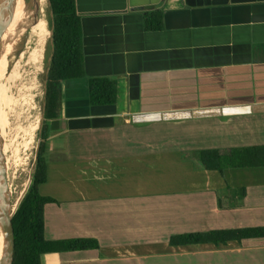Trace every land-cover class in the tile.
<instances>
[{
    "label": "crops",
    "instance_id": "1",
    "mask_svg": "<svg viewBox=\"0 0 264 264\" xmlns=\"http://www.w3.org/2000/svg\"><path fill=\"white\" fill-rule=\"evenodd\" d=\"M76 9L85 75L62 82L60 114L45 125L40 188L54 200L45 238L100 248L42 264H264V238L169 244L264 227V167L222 176L198 159L264 146V0H76ZM156 10L164 29L146 31L144 14ZM91 78L116 81L114 104H91Z\"/></svg>",
    "mask_w": 264,
    "mask_h": 264
},
{
    "label": "trees",
    "instance_id": "2",
    "mask_svg": "<svg viewBox=\"0 0 264 264\" xmlns=\"http://www.w3.org/2000/svg\"><path fill=\"white\" fill-rule=\"evenodd\" d=\"M15 9L28 16L32 0H14ZM54 11L55 53L50 67L45 119L42 129L38 159L35 163L32 181L13 217L15 253L13 264H42V257L50 253H64L85 250H98L96 239L77 238L49 241L45 238V206L54 200L40 194V186L47 182L48 172L43 157L48 120L58 118L61 110L62 82L84 77L82 54L81 20L76 9V0H50ZM36 12L28 19L31 21ZM146 31L156 32L164 29V15L161 10L144 14ZM89 98L92 105H111L117 100V83L109 78L89 79ZM198 159L207 171H217L222 176L226 169L264 167V146L213 149L201 151ZM231 194L236 192L228 188ZM243 199L244 188L239 189ZM220 205V204H219ZM264 238V227L220 229L204 232H190L172 235L169 244L173 247L188 245L228 246L245 240ZM4 242L0 246L2 260Z\"/></svg>",
    "mask_w": 264,
    "mask_h": 264
},
{
    "label": "bare ground",
    "instance_id": "3",
    "mask_svg": "<svg viewBox=\"0 0 264 264\" xmlns=\"http://www.w3.org/2000/svg\"><path fill=\"white\" fill-rule=\"evenodd\" d=\"M32 1V9L28 16H25L15 9L8 29L12 31V36L16 35L17 32L18 36L16 35L14 40L12 37L10 43L0 57V78L6 68H8L14 83L25 78L24 81H21L22 84L21 82L19 84L21 87L19 91L23 94L21 95V99L15 100L10 95V99L7 103V105H10V112L13 113V116L16 117L17 120H23V117L26 118L27 126L20 128V132L23 133V142L21 144L13 146V142L10 143L6 139V128L8 125L6 114H1L0 112L1 153L5 161L10 196L13 205L15 204L14 206L21 201L29 185V180L25 181L23 177L28 172L30 160L29 152L34 148V133L39 128L41 121L40 117L36 123H31L30 112L33 108V101L41 97L45 88L43 78L46 76L47 69L43 64L48 44L51 41V20L48 0ZM33 11H35L36 14L31 21H21V19H28ZM18 49L20 50V55L15 64H13L11 58H13L14 53ZM23 82H25L24 85ZM18 134L19 132H16V135ZM13 150L17 157L21 153L19 162L14 160ZM2 241L3 238L0 233V246Z\"/></svg>",
    "mask_w": 264,
    "mask_h": 264
},
{
    "label": "water",
    "instance_id": "4",
    "mask_svg": "<svg viewBox=\"0 0 264 264\" xmlns=\"http://www.w3.org/2000/svg\"><path fill=\"white\" fill-rule=\"evenodd\" d=\"M48 4L50 7V15H51V45H52V55L50 58V62L46 71V76H45V92H44V101H43V111H42V118H41V126H40V138H39V143L37 147V152H36V162L38 159V153H39V148H40V142H41V135H42V129H43V124H44V119H45V110H46V103H47V90H48V79H49V73H50V67L54 58V53H55V42H54V28H55V21H54V11L52 8V4L50 0H48ZM15 11V2L14 0H0V57L5 51L9 40L6 39V33L7 29L10 25L11 19L13 17ZM18 36V32L16 33ZM13 36V40L14 37ZM12 39V37H11ZM1 146L2 142L0 140V233L3 238L4 242V250H3V255H2V260L0 264H13L14 261V253H15V238H14V227H13V217L15 215V212L18 208V205L20 202L14 206L12 201H11V196H10V190H9V183L7 179V171L5 167V161L3 158V154L1 153ZM35 162V163H36ZM31 180L29 182V185L25 191L27 192ZM24 193V195H25ZM23 195V197H24ZM22 197V198H23ZM22 200V199H21Z\"/></svg>",
    "mask_w": 264,
    "mask_h": 264
},
{
    "label": "rangeland",
    "instance_id": "5",
    "mask_svg": "<svg viewBox=\"0 0 264 264\" xmlns=\"http://www.w3.org/2000/svg\"><path fill=\"white\" fill-rule=\"evenodd\" d=\"M49 12H50V7H49ZM50 19H51V15H50ZM5 37H6L7 40H9V43H10L11 37H13L12 36V31H10V29H7V33H6ZM19 55H20V50L18 49L14 53L13 58H11L13 64H15V62L18 60ZM51 55H52V45H51V41H50V43L48 44V47H47V51H46V54H45V60H44V64H43L44 67H46V69L48 68ZM22 79L17 81L16 83H14L13 82V78L10 76L8 68L5 69L4 73L2 74V76L0 78V112H1V114H3V113L6 114V120H7V124H8L7 128H6L7 129L6 139L10 143L13 142V146L21 144L23 142V140H22L23 139V133L20 132V128L27 126V121H26V118H24V117H23V120H17L16 117L13 116V113L10 112L11 111L10 110V105H7V103L9 101V99H10L9 98L10 95L15 100H20L21 99V95H23V94L19 91L21 89L19 84H20L21 81H24L25 78H22ZM43 79H44L43 80V84L45 86V78H43ZM21 84H22V82H21ZM24 84H25V82H23V85ZM15 85H16V87H15ZM44 92H45V88L43 90V94L41 95V97H39L38 99L33 101V104H32L33 108L31 109V112H30V118H31L30 122L31 123H36L38 118H40V117L42 118ZM4 98H6V99L3 100ZM7 108H8V111H7ZM11 116H13V117H11ZM40 126H41V121H40L39 128L34 133V140H35L34 143H33L34 148L31 150V152H29L30 160H29L28 172L23 177V179L25 181L29 180L28 182H30V180H31L30 178L32 177L34 166H35V162H36V155H37L36 152H37V147H38L39 138H40ZM16 132H19L18 135H20V134L21 135L20 136L16 135ZM20 156H21V153L17 157L15 155V153H14V150H13L14 160H17V162H19ZM39 191H40V194H42V187L39 189Z\"/></svg>",
    "mask_w": 264,
    "mask_h": 264
}]
</instances>
